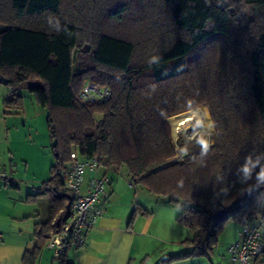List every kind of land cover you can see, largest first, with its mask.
<instances>
[{
    "label": "trees",
    "instance_id": "16d2710c",
    "mask_svg": "<svg viewBox=\"0 0 264 264\" xmlns=\"http://www.w3.org/2000/svg\"><path fill=\"white\" fill-rule=\"evenodd\" d=\"M224 3L0 0V76L13 90L28 88L56 140L40 186L50 198L40 242L69 216L74 198L55 170L73 150L123 166L150 193L186 204L177 220L192 250L158 264L208 255L229 223L259 217L264 232V0ZM86 78L107 87L109 98L82 105L76 96ZM22 104L15 92L4 99L6 107ZM200 106L214 140L176 158L168 118ZM39 241L24 262H34ZM70 247L61 264H71Z\"/></svg>",
    "mask_w": 264,
    "mask_h": 264
},
{
    "label": "crops",
    "instance_id": "0c3cea01",
    "mask_svg": "<svg viewBox=\"0 0 264 264\" xmlns=\"http://www.w3.org/2000/svg\"><path fill=\"white\" fill-rule=\"evenodd\" d=\"M2 86L7 84L0 82V104L6 107V94ZM2 113L0 110V168L10 172L14 180L0 184V264H50L49 255H45V252L52 249L47 246L46 233L45 239L40 242L36 231L39 229V223L47 219L50 198L45 212V208L40 204V200L45 197L40 186L50 178V168L54 161L47 173L38 176L42 173L32 169L25 158L28 156L15 140L20 132L18 127L9 121L13 120V117L10 114L3 117ZM22 164L24 170L21 168ZM23 173L25 176L31 175V179L20 183L17 179H21ZM98 173L105 174L110 179L102 203L98 204V207H103V213L95 225L87 230L83 245L69 248L68 262L148 264L151 260H160L165 254L160 243L170 241L163 236L164 230H169V227L175 231L183 229L185 235L187 229L174 217V212L169 207L171 202L169 201V205L165 201L161 202L155 197L158 195L150 193L139 183L132 185V179L123 166L103 164ZM91 175L92 172L89 171L85 174L84 190ZM160 209L161 214L158 213ZM158 214H166V217ZM230 224L233 223H229L227 227ZM242 231L243 225H240L237 237L230 240L227 247L240 237ZM38 241L41 247L34 262H24L27 252L33 251ZM184 263L205 264L206 261L204 262L202 257H190ZM216 264H228V253L223 262Z\"/></svg>",
    "mask_w": 264,
    "mask_h": 264
},
{
    "label": "built area",
    "instance_id": "2783aa9c",
    "mask_svg": "<svg viewBox=\"0 0 264 264\" xmlns=\"http://www.w3.org/2000/svg\"><path fill=\"white\" fill-rule=\"evenodd\" d=\"M109 96L110 91L107 87L85 80L76 98L82 105H93L106 101ZM102 123V116H96L94 127L99 129ZM208 136H211V133ZM208 145L209 143H205L202 149ZM101 166L96 156L80 157L73 150L68 161L55 170V175L61 179L64 188L74 199L67 222L57 231L46 233L47 246L52 249L54 256L63 254L69 245L73 248L82 246L87 230L93 227L102 215L103 207H98V204L102 203L110 179L107 175L98 173ZM88 171L92 172V175L84 190L83 181ZM12 180H14L12 174L0 168V184ZM135 183V180H131L132 185ZM227 253L228 264H264V232L259 217L243 224L242 234L228 246Z\"/></svg>",
    "mask_w": 264,
    "mask_h": 264
},
{
    "label": "rangeland",
    "instance_id": "374dc122",
    "mask_svg": "<svg viewBox=\"0 0 264 264\" xmlns=\"http://www.w3.org/2000/svg\"><path fill=\"white\" fill-rule=\"evenodd\" d=\"M85 80H90V79L86 78L83 81ZM2 87L5 91L6 98H9L12 92H15L16 94L22 96L23 107L17 109L14 106L4 107L0 104V110H2L4 113V114L2 113L3 117H7L8 114H10L11 117H13V120L9 119V121L10 123L15 124L16 127H18L19 129L18 132H20L15 140H17V142L20 144L21 150L24 152V154L26 153V155L28 156L25 158L28 159L30 165L33 167L32 169L34 171L37 170L38 172L42 173L41 175L38 174V176H42L44 173L48 172L50 164L55 159L54 154L51 151V145L53 142L49 139V130L46 122L47 111L46 109L40 107L35 102L33 94L28 90L27 87L20 86L15 90H13V88H10L9 86H2ZM200 108H204L207 110L209 115V121L211 123L210 127L209 126L207 127L203 125L200 121H198L197 118H194L193 120L194 124L197 127L200 128L205 127L206 135L204 140H202L200 137H198L199 135L196 134L195 137L185 142V139L182 135L174 136L172 133V129L170 127L171 139L177 151L176 158H183L186 155L192 154L202 149V145H204L205 143L211 144L214 140L213 124L210 118L209 111L206 106H200L196 109H200ZM196 109H191V110H196ZM209 133H211V136H208ZM184 150L185 152H183ZM21 168L24 170L23 164ZM20 178L21 179H17V180H20L21 181L20 183H22L24 181L31 179V175L25 176V174L23 173L22 177ZM155 197H157V199H160L161 202L165 201V203L169 205L168 197H163V196H155ZM48 198L49 197L45 195V197H43L40 200V204L45 208V212H46ZM185 206L186 204L183 201H180L178 203L171 202L169 207L173 210L174 217L177 219L178 214L183 210ZM161 212H162L161 209L158 210L159 214H161ZM159 216L166 217V214ZM239 227L240 224L238 223L230 224L227 228L223 230L224 232H222L219 235L218 242L216 246L213 248V251L208 255L197 256V258L199 259L200 257H202L203 261L204 262L206 261L207 264H216L217 262H223L225 255L227 256V248H228L227 244L234 237H237L236 234L239 230ZM185 231L186 232L184 235L183 229L182 231H175L170 227L169 230L166 228L164 230L163 236L165 238L170 239V241L160 243L162 247V251L165 252V254L163 255V257H161L160 260L157 261L151 260L148 262V264H158L164 257L170 254H179V253L191 251L192 246L190 245L189 242H187L188 239L192 238L191 233H189L188 229H185ZM173 240L176 241L174 242ZM47 254L49 255L50 264L51 263L61 264L60 257L54 256L53 251L47 250L45 252V255ZM188 257L189 256L185 258H181L180 260L177 261L176 260L172 261L170 264H186L187 262L186 263L184 262L187 261V259H189ZM210 260L212 261V263Z\"/></svg>",
    "mask_w": 264,
    "mask_h": 264
},
{
    "label": "bare ground",
    "instance_id": "6f19581e",
    "mask_svg": "<svg viewBox=\"0 0 264 264\" xmlns=\"http://www.w3.org/2000/svg\"><path fill=\"white\" fill-rule=\"evenodd\" d=\"M197 118L203 125L209 126L211 125L209 121V115L206 109L200 108L196 110H190L184 112L178 116L169 118V124L172 129V133L174 136H183L185 142L189 141L196 134H198L202 140L205 139V127H197L193 120Z\"/></svg>",
    "mask_w": 264,
    "mask_h": 264
},
{
    "label": "water",
    "instance_id": "95a60500",
    "mask_svg": "<svg viewBox=\"0 0 264 264\" xmlns=\"http://www.w3.org/2000/svg\"><path fill=\"white\" fill-rule=\"evenodd\" d=\"M218 3H219V5H223L224 0H218ZM224 5H225V3H224ZM0 82L3 83V84H7L8 81H7V79H5L4 77L0 76ZM180 114H182V113H180ZM180 114L174 115L173 117L178 116V115H180ZM168 120H169V119H168ZM168 123H169V121H168ZM169 126H170V124H169ZM52 145H56V140H53ZM183 152H185V150H184ZM55 155H57V153H55ZM56 226H57V227L59 226V219H57V221H56ZM57 230H58V229H57ZM57 230H56V231H57Z\"/></svg>",
    "mask_w": 264,
    "mask_h": 264
},
{
    "label": "clouds",
    "instance_id": "9594fccd",
    "mask_svg": "<svg viewBox=\"0 0 264 264\" xmlns=\"http://www.w3.org/2000/svg\"><path fill=\"white\" fill-rule=\"evenodd\" d=\"M205 147H206V146H205ZM244 172L247 174V173L250 172V169H249L248 167H245V168H244ZM258 177H259L260 180H264V168H262V169L260 170V172L258 173Z\"/></svg>",
    "mask_w": 264,
    "mask_h": 264
}]
</instances>
